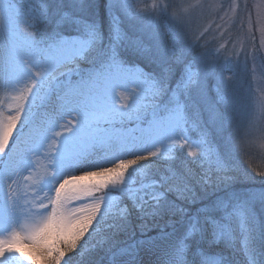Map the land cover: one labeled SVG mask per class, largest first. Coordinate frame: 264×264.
Here are the masks:
<instances>
[{"label":"snow or ice","instance_id":"1","mask_svg":"<svg viewBox=\"0 0 264 264\" xmlns=\"http://www.w3.org/2000/svg\"><path fill=\"white\" fill-rule=\"evenodd\" d=\"M105 6L107 34L92 0H0V107L11 102L9 114L0 113V264H143L145 250L151 264H231L216 248H230L237 232L244 264H264L257 245L264 192L259 215L254 194L225 193L188 210L197 200L189 163H202L203 183L214 176L226 186L239 167L226 147L214 146L202 114L210 69L227 51L224 44L213 51L211 25H197V14L213 5ZM216 15L218 28L239 26L232 56L251 62L264 110V6L229 0ZM129 48L152 67L125 58ZM231 80L217 82L208 122L235 149L236 103L221 88ZM178 148L193 160L177 165ZM247 149L264 159V130ZM253 171L264 179V170ZM165 217L156 236L135 239Z\"/></svg>","mask_w":264,"mask_h":264},{"label":"rangeland","instance_id":"2","mask_svg":"<svg viewBox=\"0 0 264 264\" xmlns=\"http://www.w3.org/2000/svg\"><path fill=\"white\" fill-rule=\"evenodd\" d=\"M22 3H28L29 0H21ZM93 8L91 9L92 13L95 15L97 23L101 26L102 30L107 34L109 21L108 11L106 9L107 0H92ZM103 2L104 9H99L100 3ZM133 3L138 5L139 7L151 6L153 0H132ZM229 0H207V3L213 5V10L211 13L208 11L203 12V14H197V25L201 27H207L211 25L213 31L210 33L206 40L208 41V46L212 48L213 51H217L220 49V44H224L227 48V51L220 50V55L216 63H214L210 69V73L207 79L208 92L205 103L202 105V114L203 120L206 122L207 127L211 133L210 139L214 142V146L223 149L226 147L232 154L233 158L235 156H240V159L235 161L239 167L235 171L236 179L228 186H221L222 184H218L215 181V177H212L207 184L202 182L203 169H200L199 172L202 175L198 176V184L203 188L201 191L206 190V198L212 197V200H215L217 197H222L225 193H235L239 195L241 198L247 197L250 194H254L256 196V209L258 215L260 214L261 204L259 202V195L261 192H264V179L256 175V172L253 171V168H256L257 171L264 170V159L260 158L256 155L255 151L252 152L251 155H248L247 145L248 142L254 137L258 136L262 130H264V110L261 109V97L259 94H254L252 89V82L249 77L250 72V61H244L243 57H240L238 60L236 57L232 56V44L236 41L238 25L236 28L231 27V22L223 23V27L218 28L222 22L217 18V11L221 4H227ZM248 2L253 5L254 9L264 6V0H248ZM219 15L223 16L224 13L220 12ZM149 19H145L143 21V25L146 28L149 24ZM221 33H224L223 38L221 39ZM213 36H215V40H213ZM258 36V33H257ZM240 38H243V34L240 33ZM204 43V41H201ZM126 55V52H125ZM128 57H125L132 61L133 63H140L141 66H146L147 69H150L152 66L147 65L145 61H143L142 57H136V53L134 51L130 52ZM84 67V66H82ZM174 75L178 78L181 68L176 66L174 69ZM231 77V84L227 89L222 88V94H226L231 102L232 98H234L236 103L235 110H230V115L232 117V127L229 129L230 132L234 133V145L230 142H226L225 138L221 137L217 134L215 130V126L208 122V111L216 106L217 99V90L216 85L217 82L223 78ZM78 77H74L76 79ZM3 94L0 93V100H2ZM10 101L6 102L3 107H0V113L7 116L11 111L8 107ZM221 111H224V105H219ZM132 126V125H129ZM195 139L196 133H190ZM221 139V143L219 139ZM219 141V142H218ZM185 151L187 154V149L178 148L177 150ZM190 158V157H188ZM249 160L252 162V166H249ZM201 165L202 163H197ZM198 167V166H197ZM206 167V165H204ZM203 168V167H202ZM195 172L192 169V173ZM238 174H241L240 176ZM250 176L257 177L259 179L258 182H252ZM242 181L240 185L237 186L236 183ZM244 181V182H243ZM258 183V184H256ZM199 186V187H200ZM224 187L221 189V187ZM205 194V195H206ZM214 196V197H213ZM192 203V202H189ZM200 208V206H198ZM197 208V209H198ZM196 211V210H195ZM154 226H150L152 228ZM170 231L171 228L169 227ZM135 239L137 240H148L150 237L156 236L159 232L150 233V234H141L138 230L136 231ZM140 233V234H139ZM257 245L258 247L264 248V241H262L257 233ZM243 246V234L237 232L236 236L232 238V246L226 247L224 243L217 245L216 250L223 251L225 257L229 258L231 264H244V257L240 253L239 249ZM226 252V254H225ZM229 255V256H228ZM141 257L143 259V264H151V262L155 259V257L147 252V250L141 252Z\"/></svg>","mask_w":264,"mask_h":264},{"label":"trees","instance_id":"3","mask_svg":"<svg viewBox=\"0 0 264 264\" xmlns=\"http://www.w3.org/2000/svg\"><path fill=\"white\" fill-rule=\"evenodd\" d=\"M99 9H104V7H103V2H101L100 3V6H99ZM133 50L132 49H128L127 51H126V55H128L130 52H132ZM125 55V57H128V56H126ZM136 57L137 58H139V56L136 54ZM221 139L222 138H220L219 139V141H220V143H221ZM218 141V142H219ZM176 155H177V157H178V159L176 160V164L177 165H180V163H181V161H185V162H187V161H192L193 160V158H188V156H187V154L185 153V151H182L181 152V150L179 149V150H177V152H176ZM241 156V155H240ZM240 156H235L234 157V160L235 161H237V160H239L240 159ZM189 168H191V170L192 169H194V171L195 172H193L192 173V175H191V177H190V181H191V185H192V187H193V189H194V191H195V193H196V195H197V200L193 203H189L188 204V210L189 211H195V210H197V208H198V206H200V208L201 207H203L204 205H206V204H209L210 202H211V200H212V197H211V199L210 198H206V196L208 195V194H206L207 192H206V190H205V193H204V191H201L203 188L198 184V176L199 175H202L200 172H199V170L200 169H203L202 167H201V165H199V164H197L196 162H192V163H189L188 165H187ZM198 166V167H197ZM200 168V169H199ZM201 171V170H200ZM239 176L241 175V174H238ZM240 178H242L241 176H240ZM250 179L252 180V182H258L259 181V179L257 178V177H253V176H250ZM244 182V181H243ZM242 183V181H240V182H238V183H236V185L237 186H240V185H244V184H241ZM259 183V182H258ZM258 183H256V184H258ZM200 186V187H199ZM221 186H225V185H221ZM220 186V187H221ZM226 187V186H225ZM224 187H221V189H223ZM206 194V195H205ZM214 197V196H213ZM167 217H165V219L164 220H159V221H157L156 222V224L154 225V227H152V228H150L146 233H144L145 235H147V234H150V233H156V232H160L161 231V229H164V227H165V223H166V221H167ZM137 223V221H136V219H135V217H133V224L135 225ZM150 226H152V225H150ZM135 234H138V232L137 233H135ZM140 234V233H139ZM225 254H226V252H225ZM229 256V255H228Z\"/></svg>","mask_w":264,"mask_h":264}]
</instances>
